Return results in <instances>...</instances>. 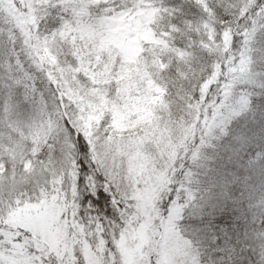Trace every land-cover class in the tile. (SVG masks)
<instances>
[{
	"label": "snow or ice",
	"instance_id": "obj_1",
	"mask_svg": "<svg viewBox=\"0 0 264 264\" xmlns=\"http://www.w3.org/2000/svg\"><path fill=\"white\" fill-rule=\"evenodd\" d=\"M225 141L264 154V0H0V264H200L185 161Z\"/></svg>",
	"mask_w": 264,
	"mask_h": 264
},
{
	"label": "trees",
	"instance_id": "obj_2",
	"mask_svg": "<svg viewBox=\"0 0 264 264\" xmlns=\"http://www.w3.org/2000/svg\"><path fill=\"white\" fill-rule=\"evenodd\" d=\"M164 6L180 5L184 0H162ZM189 19L199 13L187 6ZM194 14V15H193ZM22 90L15 98L25 118L32 105L23 101ZM227 141L204 149L200 159L185 161L193 172L190 185L195 199L184 211L181 228L199 251L200 264H262L264 261V208L257 206L264 192V154L247 160L246 147L239 156ZM234 147V146H233Z\"/></svg>",
	"mask_w": 264,
	"mask_h": 264
},
{
	"label": "rangeland",
	"instance_id": "obj_3",
	"mask_svg": "<svg viewBox=\"0 0 264 264\" xmlns=\"http://www.w3.org/2000/svg\"><path fill=\"white\" fill-rule=\"evenodd\" d=\"M129 28V25L119 23L115 28L111 29L108 37V43L114 45L122 51H131L135 46V40L128 38ZM136 102L141 103L142 101L140 99H137ZM32 112L33 106L31 113Z\"/></svg>",
	"mask_w": 264,
	"mask_h": 264
}]
</instances>
